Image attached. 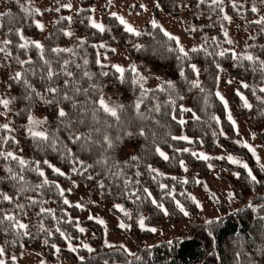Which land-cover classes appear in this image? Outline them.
I'll return each instance as SVG.
<instances>
[{
  "label": "trees",
  "instance_id": "1",
  "mask_svg": "<svg viewBox=\"0 0 264 264\" xmlns=\"http://www.w3.org/2000/svg\"><path fill=\"white\" fill-rule=\"evenodd\" d=\"M32 1L39 0H20V3H17L16 0H0V8H3L2 13H10V15L0 18V25H2L0 26V41L4 39L12 41L10 45L6 46L12 55L5 58V53H0V84L8 99L15 98L9 105L8 113L14 130L10 136H14L16 141L9 140L6 144H0V150L11 151L18 144L19 149L15 154L29 161L30 169L36 168L37 165L34 162L39 161V167L44 171L45 177L49 181L60 180L72 190L75 188L73 179L92 183L90 191L98 204L113 200L121 204L123 209L129 213L126 216L119 209L111 208V211L122 221L129 222L130 228L127 233L129 232L128 234L133 241L138 243V246L134 255H128L118 245H114L116 247L112 248L104 246L101 238V226L91 220H83L81 225L88 227L96 234L95 240L91 242L95 247L94 251L88 252L85 248H77L76 252L69 251L66 245L68 240L62 237L56 228H60L67 236H70L71 243L77 242V237H80L81 234L76 228V221L73 217L79 214V209L74 205H65L63 203L65 194L61 197L58 190L51 184L35 191L29 190L17 195L16 189L20 185L17 181L7 179L8 173L5 169L11 167L14 171L19 172V165L16 161L5 160L0 157V178H4L0 179V191L8 193L14 198L12 203L0 200V208L11 211L23 223L28 224L27 231L30 233L29 236H16L11 229L7 232L0 231V242L4 244V249L19 251L22 248H31L42 253L45 250L53 253L52 245L55 244L65 257V264H104L105 260L109 261V264H128V262L131 264H264V219H261L264 217V171L261 170L260 165L256 163L247 148L234 145L228 140L234 136V130L226 118L223 103L215 95L219 84L215 77L223 74L232 82L238 81L235 88H240V91L252 104V108L246 109L242 106V101L235 94L236 90L230 95V105L235 113L255 130L264 122V115L261 114L264 112V103L257 99V97L264 98V92L259 91V87H264V81L258 72L254 73L251 70L248 62L245 61L243 66H238V62L231 58V52L226 53L224 57L216 55L224 49L233 50L232 44L226 43L220 28L222 13L218 9L212 11L207 3L197 7L198 0H193L190 3L188 0H154L153 14L155 16L159 14L158 9L160 8L164 15L178 18V5H185L188 2L189 8L185 15L191 17L195 23L200 25L203 23L199 36L195 37L190 30H186L185 34L196 46L204 45L212 55H207L204 51H189L188 58L178 59L176 51H168L169 48H176L175 41L169 40L159 28H154L150 23L144 24L138 30L141 34L136 36L125 32L123 25L119 23L116 17L104 13L106 30L100 32L91 27L88 18L93 0L77 1V10L71 16V22L61 19V17H67L65 8H60L59 12L55 10L57 8L54 6L45 9L43 14L50 16L51 19L47 32L43 37H40L41 31L33 22L37 21L40 15L34 13L33 16L28 17L20 7V4H24L26 7L33 8ZM157 3L160 5L159 8L156 7ZM224 3L227 5L226 12L231 17L234 18L238 15V11L246 14L247 19L245 21L247 22L236 26L238 33H243L241 32L243 27L257 31V34L253 36L255 39L251 38L254 34L253 31L250 36L242 40L243 44L238 53L249 51L264 59V47H261L264 46V32H261L262 26L250 23L251 20L249 19L253 12L251 7H248L250 4L258 6L260 0H248L247 5L245 6L244 3L242 8L237 2L238 9H234L229 4V0H225ZM202 13H205V17L200 19L199 14ZM224 27L227 28L226 21ZM16 28L22 29L24 36L29 39H41L40 42L44 46V56L52 61V66L57 71L60 70V66L65 60L69 61L67 68L73 72L74 76L66 77L61 74L51 82L52 86H58L62 89L61 96L64 91H68L69 94L73 95L74 101L82 105L88 112L87 115L78 113L77 109L72 108V102L69 101H63L61 106L71 114L73 121L80 118L86 120L85 124L76 125L79 132H87L89 126L99 127L102 133L107 132L114 140L112 149L105 153L106 145L99 144L92 150H81L78 144H73L68 139V132L63 129L56 117L54 104H46L36 98L25 99L28 90L22 81L11 78L15 72L24 73L25 78L41 92L49 82L46 78H42L44 67L43 61L40 60L39 51L34 47L27 50L18 47L22 41L15 34ZM68 28L73 31L75 38L68 39L63 34ZM9 29H13V31L10 32ZM212 37H216V40L213 41ZM82 41L83 43H81ZM115 43L129 59V64L125 69H129L132 64L136 65L138 71V68L161 69L164 75L175 85V90L167 89L165 84L149 89L139 108V113L143 114V118L137 114L134 107L137 99L142 96V90L139 86L132 84L135 74L130 70L126 71L124 80L121 82L120 74L116 72L115 68L104 64L106 56L114 54L112 45ZM101 44L106 45V47H99ZM93 45L97 47H93ZM246 45L250 47L246 48ZM56 47L70 48L73 51L71 53H52L51 49ZM17 57L21 60L31 58L32 64L22 67L17 62ZM97 58L100 59V64L96 63ZM85 59L88 60L87 65H84ZM216 63L220 64L223 71H218L215 66ZM77 64L80 65V68L76 67ZM189 64L197 66L199 69L198 77L188 66ZM25 68L34 69L36 75H32L31 71L24 72ZM181 68L184 70V77L180 75ZM85 71L94 74L91 79L83 76ZM102 72H106L108 75H101ZM65 79L74 80L75 84L65 88ZM195 79L200 81L199 88L192 87L189 83ZM241 81L248 83L251 87L241 88ZM92 84H95L98 90L91 89ZM73 86L89 89V91L87 94L83 91L76 94L72 92ZM161 87L165 90L161 91ZM201 88L204 89L203 92ZM253 89H255V94ZM104 91H115L125 108L120 113L119 122L100 112L98 117L101 122L98 125H93L91 111L97 105L92 102L98 100ZM47 98L51 97L48 96ZM170 99L175 101L174 105L168 103ZM185 104L188 109H192L191 112L181 111V106ZM157 105L160 107L159 112L154 111ZM29 112L32 115L42 113L43 118L47 117L48 123L44 125L45 128L53 131L57 128L60 129L58 136L61 149L66 145L72 149L76 157L83 160L85 164L93 165V167L83 175L79 171L74 173L72 171L73 166L81 171L82 166L72 160L65 159L61 151H54L46 144L35 141L28 136L25 126L28 124ZM193 113L199 117V120L194 119ZM173 116H176L177 119L173 120ZM213 116L219 118V124L212 119ZM181 118H185L183 125L178 123ZM105 120L107 124L104 123ZM141 129H143L144 135L139 134ZM183 131L192 138V143L172 139L173 136H179ZM221 132L224 134L221 135ZM256 132L261 144L264 145V132ZM2 136H6L4 129H0V137ZM93 139L102 140V135L93 133ZM125 143H130L134 147L135 154L133 156L138 157L137 161H132V156L121 158L120 150ZM217 145L245 158L258 182H251L243 167L234 166L215 158L207 161L197 159L191 153L192 148L197 149L203 146L211 151ZM157 146L169 156L168 160H164L156 153ZM184 147H189V151H182L185 149ZM178 149L181 151H177ZM101 154L110 157L108 166L96 163ZM44 160H48L60 168L65 175L60 176L54 173L51 168L43 163ZM181 160L188 163L193 171H197L202 176L207 175L208 163L216 165L221 170L239 173L237 179H233L222 172L219 177L230 185L242 205L238 209L230 211L227 208L230 205L227 204V200L223 199L218 203L221 211L220 219L212 220L215 223L209 225L206 222L196 221L190 225L186 234L159 240L153 244H143L142 237H149L150 233L140 229L138 220L141 216L146 218L145 224L148 225L159 222L175 224L184 215L176 206V200L180 201L185 209L190 210L192 208V202L186 198L180 199V194L192 191L193 178L190 177V180L184 184L179 183L178 178L174 180L169 175L170 173L178 174ZM117 163L119 164L118 168H111V165ZM148 165L162 168L164 175L157 176L155 173H150ZM121 169L125 176L131 178L132 181L127 188L123 179L111 175L112 171ZM137 172L140 173L139 176H136ZM23 175L29 188L41 183L44 179L32 170H25ZM88 175H91L93 179H87ZM136 180H139L140 183L136 184ZM101 182L103 187L100 186ZM160 184H165L168 187L161 189ZM144 188H147L152 193V197L164 205L168 215H165L151 203L147 194L143 192ZM168 191H172V196L166 195ZM132 193H136L141 199L137 200ZM27 196H33L38 203L31 204L26 200ZM173 196L175 200L172 198ZM17 203L25 204L26 207L23 210H17L15 207ZM40 207L53 209V213L37 215ZM41 223L45 229L52 233L51 236L41 230ZM7 225L8 222L6 221L3 227ZM45 240L48 241L47 244L44 243ZM169 240L173 241L172 245L167 243ZM150 245L153 247L149 248ZM237 253H240L239 259H237ZM80 256L84 257L83 261L79 259ZM135 256L141 257V260L136 261Z\"/></svg>",
  "mask_w": 264,
  "mask_h": 264
},
{
  "label": "snow or ice",
  "instance_id": "2",
  "mask_svg": "<svg viewBox=\"0 0 264 264\" xmlns=\"http://www.w3.org/2000/svg\"><path fill=\"white\" fill-rule=\"evenodd\" d=\"M17 3H20V0H16ZM225 0H198V4L197 7H199L200 5L203 4H208V6L212 9V11H216L217 9L219 10L220 13H224V7L222 6L224 4ZM229 2L231 3L232 7L234 9H238V4H237V0H229ZM261 3H264V0H260ZM185 7H187V5H184ZM20 7L22 9V11L25 13L26 16L31 17L33 16V14H39L40 13V9L39 8H30V7H26L24 4H20ZM61 7L63 8H71L72 5L70 3L68 4H61ZM141 8L144 7V5H140ZM156 7L159 8L160 5L159 3L156 4ZM239 7H242V5H240ZM57 12L60 11V8L55 9ZM82 11V9H81ZM251 11L253 13H257L259 12V9L255 6V4H253V6L251 7ZM5 15H10V13H0V18H3ZM111 15L113 17H116V19L119 21V23L121 25L124 26V30L127 33H131L133 35L139 36L141 33L139 31L136 30V28H134L123 16H118L117 13L112 12ZM62 20H68L69 22H71V17H61ZM222 20L224 21H230L231 17L228 16L226 13L224 15H222L221 17ZM90 26L97 29L100 32H104L106 30L105 26L101 23L96 22L94 19H92L91 17L88 18ZM35 23V26L40 29L43 30L44 25L42 23H40L39 21H33ZM250 23H255L258 25H262L264 26V16H260L258 19L251 21ZM151 24L154 28H159L160 31H162L164 33V35L166 37H168L169 40L175 41L176 44V48L172 49L169 48L168 51H176L178 53L177 58L178 59H185L189 57V51L190 52H200V51H204L207 55H212V53L208 52L207 48L204 45H199V46H193L190 50H185V48L183 47V45H181L180 40L178 37L172 35L171 33L167 32L166 30H164L162 28V26H160L158 24V22L153 19L151 21ZM2 26V25H0ZM192 31H195V29H191ZM221 30L223 31L224 37H225V41L228 44H233V41L231 39L228 38V32L226 29L223 28V25L221 26ZM9 31H13V29H9ZM261 32H264V27H261ZM15 34L19 37V39L22 41V43L18 44V47L22 50H27L30 47H34L35 49H37L39 51V55H40V60L43 61V67H44V75L42 78H46V80L49 82L45 87L43 92L38 91L30 82L28 79L25 78L24 73L17 71L15 72L14 76L11 77L12 79L16 80V81H22L23 84L25 85L26 89L28 90L27 95L25 97V99L31 100L33 98H36L38 101H42L46 104H54L56 106V117L60 122V125L63 127V129L65 131L68 132V139L73 143V144H78L81 150L84 151H89L95 148L96 145L99 144H103L106 145L104 151L105 153L112 149L114 147V140L112 137H110L107 132H101V129L99 127H95V126H89V129L87 132H79L76 128L77 124H85L86 120L84 118H80L76 121H73V119L71 118V114L65 110V108L62 105L63 101H69L72 102V108L73 109H77L78 113L87 115L88 110L85 109L82 105L77 104L74 101V97L73 95L69 94L68 91H64L63 95L61 96L60 93L62 91V89L58 86H52V81L58 77L59 75L63 74L66 77H73L74 74L72 71H70L67 68V65L69 64L68 60H65L63 62V64L60 66V70L57 71L56 69L53 68L52 66V61L48 60L45 58L44 56V46L43 44H41L40 41L37 40H32L29 39L27 37L24 36L22 29L20 28H16L15 29ZM65 36H71L73 35L72 32L70 31H64L63 33ZM252 39H255V37H251ZM205 40H207V37H205ZM212 40L215 41L216 37H212ZM12 43V41L10 39H4L3 41H0V53H5V58H7L8 56H11L12 53L10 51L7 50L6 46L10 45ZM83 43V41L81 42ZM93 47H97L96 45H93ZM99 47H106V45L101 44L99 45ZM137 47H140L139 45H137ZM250 47L248 45H246V48ZM264 47V46H261ZM73 50L70 48H52L51 52L52 53H63V52H68L71 53ZM113 52H115V49H112ZM231 52V58L234 61L238 62V66H243L244 62H248L251 70L254 73H259L261 75L262 81H264V59H261L258 55H254L253 53L249 52V51H245L244 53H237L232 49H224L222 51H219L218 53H216V55H219L220 57H224L226 53ZM17 62L23 67L24 65H30L32 64V60L31 58L27 59V60H21L17 57ZM97 64H100L101 61L99 58H97L96 60ZM88 64V60L85 59L84 60V65ZM191 70L196 73L197 77L199 75V69L197 68V66L195 64H189L188 65ZM216 68L218 69V71H223V69L221 68L219 63L215 64ZM77 68H80V65L77 64L76 65ZM113 68H115L116 72L120 74L119 79L121 80V82H123L124 80V73L126 71H131L132 73H134V78L132 79V84L134 86H139V88L142 90V96L141 98H138L137 101L134 104L135 109L137 110V114L140 115L143 118V114L139 113V108L141 103H143V97L147 95V92L149 90L144 89L143 86V81L146 79V77L142 76L138 70L135 64H132L129 66V69H125L119 65H112ZM31 71L32 75H36V71L34 69H28L25 68L24 72H29ZM94 74L85 71L83 73L84 77H87L89 79L92 78ZM101 75H108V73L106 72H102ZM180 75L181 77H184L185 73L183 68H181L180 70ZM217 83L220 81L221 77L219 75H217L215 77ZM189 83L191 84L192 87L195 88H199L200 87V81L199 79H195L192 81H189ZM227 83L231 84L232 80H228ZM75 82L74 80H69V79H65L64 80V87L67 88L69 87V85H74ZM164 84L167 86V89H171V90H175V85L174 83L169 80V81H165ZM91 89L93 90H98L97 86L95 84H92ZM240 87L241 88H250L251 86L244 82L241 81L240 82ZM161 91H164L165 89L163 87L160 88ZM81 91H83L85 94L88 93L89 89H81L78 86H73L72 87V92L79 94ZM201 91L203 92L204 89L201 88ZM259 91L260 92H264V87H259ZM253 92L255 94V89H253ZM237 96H239L240 100L242 101V106L246 109H251L252 108V104L249 103L248 99L243 95V93L240 91V88L236 89V93ZM215 95L219 98V100L223 103L224 105V109L225 112L227 113V119L228 121L232 124L233 128H236V121L233 119L231 112L228 110V102L227 100L224 98L223 95H221V93L219 91H217L215 93ZM48 96H50L51 98H47ZM181 99L183 97H180ZM15 98L13 97L12 99H7V98H0V106H2L4 108V112H0V115H6L7 111H9V105L12 103V100H14ZM258 100H261L262 103H264V98L261 97H257ZM94 105H97V107H95L92 111H91V121L93 125H98L101 121L98 117V113L103 112V114L106 117H112L115 119V121L119 122L121 117H120V113L124 110L125 105L123 104H111L109 103L107 100H105V98L101 95L100 98L96 101L92 102ZM168 103L174 105L175 101L174 100H169ZM154 111L159 112L160 111V107L159 105H157L154 108ZM181 111H187V112H191L192 109H186L183 108V106H181ZM262 115H264V112L261 113ZM193 117L194 119L199 120V117L195 115V113H193ZM173 120H176V116L172 117ZM212 119H214L218 124H219V118L213 116ZM27 120H28V124L25 126L26 127V132L28 134V136H30L33 140L35 141H39L42 142L44 144H46L48 147L52 148L54 151H61L62 155L65 159H69L74 161L76 164H79L80 166H82V171L80 169H78L77 167L73 166L72 167V171L74 173L76 172H80L81 175L87 173L88 169L92 168L93 165L90 164H85V162L83 160H80L78 157L75 156V154L73 153L72 149L67 147L66 145L63 146V148L61 149L60 146V140H59V136H58V132H59V128H57L55 131L48 129V128H44L43 126L45 124L48 123L47 117H45L44 119H37L36 117H34L31 112H29L28 116H27ZM105 124H107V121H104ZM179 124L183 125L185 123V121L181 118L178 121ZM110 126V125H109ZM0 129H4L7 130L8 132H12L14 131L13 129L10 128V125L8 123L5 124H0ZM93 133H97V134H101L102 135V140L100 139H93ZM140 135H144V131L143 129H141ZM224 133L221 132V135H223ZM255 136V134H253V137ZM172 139L174 140H183V141H188L189 143H191V140L189 139L188 136L186 135H181V136H173ZM9 140H11L12 142H16L15 141V137L14 136H2L0 137V144H6L9 142ZM235 143L240 144L242 147L247 148L248 151L252 154L253 157L256 158V161L258 164H260V168L262 171H264V163H260V158L259 156H257L256 154V148L254 146H252L251 144H248L246 141H235ZM156 153L163 158L164 160H168L169 156L163 151L161 150V148L159 146L156 147L155 149ZM177 151H181L180 149H178ZM182 151H189V149L185 148L182 149ZM193 156H196L197 159H202V160H210L213 159V157L208 156L207 154L201 152V153H192ZM0 157H2L5 160H12V161H16L19 165V172L14 171L11 167H7L5 169V171L8 173L7 179L11 180V181H17L18 184L20 185L16 191H17V195H21L26 191H35L38 189H41L43 187H45L46 185H52L54 186L58 192L59 195L61 197L64 196V192L65 190L62 189L60 187L59 184H57L55 181H49L46 177H45V173L44 171L39 167L40 162L36 161L34 162L37 167L34 169H30L29 168V161H26L25 159H23L22 157L18 156L17 154H15L14 152L11 151H3L0 150ZM215 159H227L230 163L232 164H237L240 165L241 167H243L248 174V177L250 179L251 182H258L257 181V177L255 175H253L252 170L249 168L248 164L238 160L237 158H235L234 156H232L231 154L227 155L226 157H215ZM109 160L110 157L101 154V157L96 161L97 164L99 165H104V166H108L109 164ZM132 161H137L138 157L136 156H132L131 157ZM43 163L45 165H47L49 168L52 169V171L60 176H64L65 173L61 171L60 168L54 166L53 164H51L48 160H44ZM127 164V162H125ZM180 166L185 168V171H187L185 165H184V161L181 160L180 161ZM119 164H113L111 165V168H118ZM148 171L150 173H155L157 176H162L164 175V173L159 172L156 168H153L151 165H148ZM209 167H211V165H209ZM25 170H32L35 171L40 177H43L44 179L41 181V183L36 184L35 186H33L32 188H29L27 185V182L25 181V177L23 175V172ZM111 171V169H109ZM106 175L108 174L107 172L105 173ZM111 175L114 177H118L124 180V184L125 187L127 188V186L132 183L131 178H128L125 176V173L123 172V170H119V171H112ZM140 173L137 172L136 176H139ZM234 175L239 176V173H234ZM0 179H4V178H0ZM87 179L92 180L93 177L91 175L87 176ZM153 179H155V177H153ZM172 179H177L176 177H172ZM185 183H187V181H184ZM136 184H139L140 181L136 180L135 181ZM197 183H200V181H197ZM100 186L103 187V183H100ZM159 187L161 189H165L168 186L165 184H160ZM205 187H207L205 185ZM70 191V189H69ZM143 192L147 194V197L150 199L151 203L153 205H155L158 209H160L162 212H164L165 215H168L167 210L164 208V205L162 203H159L155 198L152 197V193L147 189L144 188ZM132 195L136 196V199L139 200L141 199V197L139 195H137L136 193H132ZM166 195L168 196H172V191H168L166 193ZM232 193H229V196H231ZM175 200V197H172ZM193 202L196 204L197 207H200V204L198 201H196L195 197H190ZM13 196H10L8 193L6 192H2L0 191V200L2 201H7L9 203L13 202ZM26 200L29 201L31 204L35 205L38 203V201L33 197V196H27ZM63 203L65 205H68L70 202L69 200H67L66 198L63 200ZM176 206L179 208L180 212H182L185 216L189 215V213L187 211H185L184 206L180 203V201L176 200L175 201ZM75 207H79L82 208L83 205L77 203L76 205H74ZM251 207V204L249 205ZM17 210H23L26 205L25 204H21V203H17L15 205ZM115 208L119 209L120 211L124 212V215H129V213H127L123 207L119 204L114 205ZM41 213H46V214H52L53 213V209L50 208H45V207H40L39 209V213H37V215L41 214ZM26 214V213H25ZM55 219V217H53ZM89 220H93L95 219L97 223L104 225L105 221L102 218L99 217H93L92 215H89L88 217ZM145 217L141 216L138 220V224L141 230H147L150 232L155 233L157 231L156 228L154 227H147L145 224ZM217 220H219L220 218L217 217ZM261 219H264V217H262ZM8 222V225L6 227H3L5 225V222ZM207 224L211 225L213 223H215V221L212 220H208L206 221ZM76 227L78 228V230L80 232H84L85 229L83 227H79V224H76ZM119 227L120 228H128L130 227L129 225L125 224L123 221H121L119 223ZM29 228L28 224L23 223L17 215L13 214L11 211H5L4 209L0 208V231H5L7 232L9 229L13 230L15 232L16 236H29L30 233L27 231V229ZM40 228L42 231L47 232V234L49 236L52 235V233L50 231H48L47 229L44 228L43 223H41ZM56 231L60 233V235L62 237H64L66 240L69 241L68 243V250L71 252H76L77 251V247L73 246V244L71 243V237L67 236L63 231H61L60 228H56ZM209 235H211V232H209ZM15 242V241H14ZM45 244L48 243L47 240L44 241ZM169 245L173 244V241L169 240L167 242ZM105 244L107 247L112 248V247H116L112 244H109L107 241H105ZM22 246V245H21ZM52 247L56 250L57 253H59L60 249L53 244ZM82 247L87 249L88 252H92L94 251V249H92L88 244H82ZM153 246H149V248H151ZM119 248L123 249V251L125 253H127L128 255H134L133 253H131L126 247H124L123 245H120ZM4 255V248L0 247V257H2ZM240 253H237V259H239ZM11 259L14 261L16 258L13 256L11 257ZM79 259L81 261L84 260L83 256H80ZM135 260L136 261H140L141 257L139 256H135ZM0 264H5L4 259H0ZM41 264H43V261H41ZM104 264H109V261L105 260ZM128 264H131V262H128Z\"/></svg>",
  "mask_w": 264,
  "mask_h": 264
},
{
  "label": "rangeland",
  "instance_id": "3",
  "mask_svg": "<svg viewBox=\"0 0 264 264\" xmlns=\"http://www.w3.org/2000/svg\"><path fill=\"white\" fill-rule=\"evenodd\" d=\"M77 1L78 0H39V1H32V3H31L32 7L40 9V13H39L40 16H39V19L37 21H39L40 23H42L44 25L43 30H40L41 31L40 37H43V35L47 32L48 25H49V22L51 19L50 16L43 14V11L45 9H48L50 7H53V6L55 8H63V7H61V4L70 3L72 5V7L70 9L69 8H65V9L67 10V17H71V16H73V14H75V12L77 10ZM191 1H193V0H188L189 3ZM188 2L185 4V5H187V7H185L184 4L178 5L179 16H178V18H174V17H171L169 15H164L160 8L158 9L159 14L157 16H155L153 14V8L155 5L154 0H93V2L91 3V7H90V17L98 23H104V13L111 15L112 12H115V13H117L118 16H123L134 28H136L137 31L142 26H144V24H146V23L151 24V21L153 19H155L158 22V24L162 25L164 30H166L167 32H169L172 35L179 38L180 43H181V45H183L185 50H190L193 46H196V45L185 34V32H186V30L192 31L191 29L194 28L195 31H192V34L195 35V37H197V36H199V31H200V28L203 26V23L201 25L199 23H195L193 21V19H191V17H188L187 15H185V12H187V10L189 8ZM237 2L240 3V5H244V3H245V6H246L248 3V0H240ZM229 4H231V3L229 2ZM140 5H144V7L141 8ZM226 6L227 5L224 3L223 4L224 13H222V15H224L226 13L228 16H230V14H228L226 12ZM252 6L253 5L250 4L248 7H252ZM256 7L259 9V12L252 13V15L249 19L251 21L258 19L260 16H264V3L260 2L259 5ZM103 9H104V11H103ZM2 11H3V8H0V13H2ZM238 13L239 14L236 15L234 18L230 16L231 17L230 21H226L227 28L224 27L225 21L221 19L222 20L221 26L223 25V28L227 30L228 38L233 41V44H232L233 50L237 53L239 51L240 46H242V44H243L242 40L245 37L250 36L253 33V31H254V34L251 37H253L254 35L257 34V31L255 32L254 29L247 28V27H243V29L241 31L243 33L237 32L236 26L239 24H242L244 22H247V21H245L247 19L246 14L240 13V11H238ZM203 17H205V13L199 14L200 19ZM221 26H220V28H221ZM260 26H262V25H260ZM262 27H264V26H262ZM66 31H70L73 33V31L70 28L66 29ZM200 35L202 36V34H200ZM66 37L68 39H73V38H75V35L73 33V35L66 36ZM40 40L41 39L39 38L37 41H40ZM112 49H115L114 54L107 55L105 60H104V64H106L110 67H112V65H119L123 68H126L129 64V59L126 56V54L120 49V47L116 43L114 45H112ZM138 69H139L138 72L142 76L146 77V79L143 81L144 89L149 90V89H153L156 87H160L164 84L165 81H169V79L164 75V73L161 69H149V68H146V69L138 68ZM219 76L221 77V79L219 81L220 89L222 91V93L220 92L221 95L223 93H226V95H231V93L234 90H236L235 87H236V84H238V81H233L231 84H229V83H227V81L229 79L225 75L221 74ZM101 95L105 98V100H107L111 104H121V100L115 91H104V92H102ZM0 98H7L8 99V96L5 95V91L2 88L1 84H0ZM183 108L188 109L186 104L183 105ZM232 110H233V108H232ZM4 111H5L4 108L2 106H0V112H4ZM8 112L9 111H7L6 115H0V124L8 123L10 125V128L13 129V126L10 122ZM33 116L36 117L37 119H44L42 113H35V114H33ZM226 118H227V116H226ZM183 120H185V118ZM43 127L45 128V126H43ZM12 133L13 132H8L6 130V136H10V134H12ZM181 135H186V134L183 131V132H181V134L179 136H181ZM189 139L191 140V143H192V138L189 137ZM228 140L231 142V138H228ZM181 141L185 142V143H189L188 141H183V140H181ZM18 146L19 145L17 144V146H15V148L12 149L11 152L15 153L19 149ZM218 146H220V145H217V147ZM184 148L188 149L189 147H184ZM201 148H203V150H205V151H210V150H207L206 148H204L203 146H201L197 149L192 148L191 153H193V152L198 153V151ZM215 149L216 148H214L213 150H215ZM213 150H211V151H213ZM134 154H135L134 153V147L130 143H125L120 150L121 158H125L127 156H133ZM205 161H207V160H205ZM184 165H185L187 171H185V168L180 166L178 174L170 173L169 175L172 177L178 178L177 180L179 181V183H184V184H186L184 182L185 180L188 182L190 180V177L193 178L194 186H193L192 191L191 192L187 191L186 193L180 194V199L186 198L188 201L192 202L191 203L192 208L190 210L185 209V211H188L189 215H187V216L182 215V218L179 221H177L175 224H169V223H163V222H159L157 224H151V225L146 224L147 227H149V228L154 227L157 229V231L155 233L148 231L150 233V236L149 237H145V236L142 237L143 238L142 242H144L143 244H153V243L158 242L159 240H164V239H168V238L175 237L178 235L180 236V235L186 234L188 232V228L190 227V225H193L196 221L206 222L208 220H214L221 215L220 214L221 211H220V208L218 206V203H220L223 199H225V200H227V199L225 197H220L217 199V196L215 193H218V190L213 189V186H212V184H213V179H212L213 172L209 171V165H211V168H214V167L219 168V167H217L216 165L208 163L207 175L202 176L197 171H193L191 169L190 165L188 163H186L185 161H184ZM153 168H156L159 172L163 173L162 168L157 167V166L153 167ZM220 171H222V173L228 172L226 170H221V169H220ZM220 173L218 172L217 176H216L219 179H221L219 177ZM231 173L234 174L237 172H231ZM237 178H238L237 175H236V177L234 176V179H237ZM197 181H200V183H197ZM55 182L57 184H59L62 189L65 190L64 199L66 198L67 200H69V202H70L68 204L69 206L76 205L77 203L83 205L82 208L77 207L79 209V214L73 218L76 221V224L78 223L79 227H83L85 229V231L80 232L78 230V228L76 227L81 235H80V237H77V242L72 243L73 246H76L77 248H83L82 244H88L92 249L95 248L91 242L93 240H95L96 234H94V232L91 229H89L88 227L81 225V221L89 220L88 219L89 215H92L93 217L102 218L105 221V224L101 225V224L97 223L95 219L91 220V221L96 222L98 225L101 226V228H102L101 238H102V244L104 246H106L105 241H107L109 244H112V245H118V246L123 245L131 253H133V254L135 253L137 246H138L137 245L138 243L136 241L132 240V238L130 237V234H128L129 232L127 233L128 229L130 227L120 228L119 223L122 220L111 211V208L114 207V205L119 204L118 202L113 201V200H108L104 203L98 204V202L95 200V198L93 197V195L90 191L92 183H86V182L79 180V179H73L72 182L74 183L75 188L72 190L60 180H56ZM205 185L207 187H205ZM203 187H204V190L202 189ZM196 188H198L197 190L200 191V193H199V194H201L200 199H198L199 194H198V192H196ZM69 189H70V191H69ZM231 190H232V188H231ZM232 192H233V190H232ZM233 195L235 198H233L231 201L227 200V204H229L230 206L226 205L228 210H230V211L238 209L242 205L240 203L239 199L235 196L234 192H233ZM203 196L204 197L209 196V198H206L207 201L203 200ZM190 197H195L196 201L199 202L200 207H197L196 204L193 202V200ZM202 201L208 202L207 206H210L212 208H214V206H215L217 211H218V215L215 217H210V215L213 212L210 211V212L206 213V209L204 207H207V206H202L201 205ZM119 205H121V204H119ZM124 223L130 226L128 221H125ZM68 243H69V241L66 243L67 246H68ZM0 247L4 248V244L1 242H0ZM13 256L16 258L14 261L11 259V257H13ZM0 259H4L5 264H41V261H43V264H65V262H66L65 257L62 255V253L60 251H59V253H57L55 249L53 250V253L50 252L49 250H45L44 253H42L38 250L31 249V248H26V249L22 248L19 251H13V250L8 251V250L4 249V255L2 257H0Z\"/></svg>",
  "mask_w": 264,
  "mask_h": 264
},
{
  "label": "crops",
  "instance_id": "4",
  "mask_svg": "<svg viewBox=\"0 0 264 264\" xmlns=\"http://www.w3.org/2000/svg\"><path fill=\"white\" fill-rule=\"evenodd\" d=\"M101 24L104 25V23H101ZM217 91L222 93V91L220 89V84L217 85L216 92ZM222 95L227 100V102H228V110L231 112L233 119L236 121V128H233L234 136H233V138H231V142L234 145H238V146H241L240 144L235 143V141H238V140L239 141H246L248 144H251L252 146H254L256 148V154L260 158V163H264V146L261 144V142H260V140H259V138L257 136V132H256V131L264 132V122H262L261 125L257 128V130H255L245 120L240 118L234 112V110H232L231 105H230V95H226V93H223ZM226 116H227V113H226ZM253 134H255L254 137H253ZM201 152H203V153H205L208 156L213 157V158L221 157V156L226 157L227 155L231 154L232 156H234L238 160H241V161L247 163L246 160L242 156L233 154V153L229 152L228 150H226L222 146L216 147V149L213 150V151H205V150H203V148H201L198 151V153H201ZM253 158L256 161V158L255 157H253ZM219 160H223V161H225V162H227V163H229L231 165H234V166H240V165H237V164L230 163L227 159H219ZM209 171L213 172V174H212V179H213L212 186H213L214 190H218V193H215L216 196H217V199L220 198V197H225L228 201H231L233 198H235L234 195H233V192H232V190H231V188L229 186V184L227 182L223 181L222 179H219L218 177H216L217 173L218 172L220 173L222 171H220V169L216 168V167H214V168L209 167ZM223 173H225L227 176H229V177H231L233 179H234V176L236 177V175H234L231 172H229V173L228 172H223ZM197 189L198 188H196V192H198V194H199L200 191L197 190ZM202 189L204 190V187ZM229 193H232V195L229 196ZM200 198H201V194H199L198 199H200ZM206 198H209V196L208 197L207 196H205V197L203 196V200L207 201ZM206 201H202L201 205L202 206H207L208 202H206ZM204 208L206 209V213H208L210 211L213 212L210 215V217H215V216L218 215V211H217L215 206H214V208H212L210 206H207V207H204Z\"/></svg>",
  "mask_w": 264,
  "mask_h": 264
}]
</instances>
